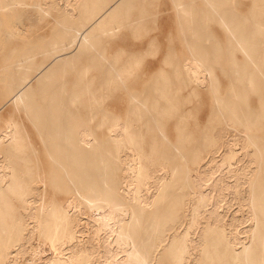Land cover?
<instances>
[{
	"label": "bare ground",
	"instance_id": "1",
	"mask_svg": "<svg viewBox=\"0 0 264 264\" xmlns=\"http://www.w3.org/2000/svg\"><path fill=\"white\" fill-rule=\"evenodd\" d=\"M151 1L0 0L8 40L0 39V264L19 263L14 248H24L23 264H158L163 248L168 264H264V20L255 4L232 26L222 12L228 0H201L196 19V0L165 5L190 14L179 16L190 57L131 89L124 120L91 122L93 102L130 86L127 47L160 21L147 16ZM30 6L37 10L22 8ZM211 19L224 24L242 63L233 56L221 68V43L204 42ZM35 21L37 37L24 34ZM195 21L187 33L184 22ZM208 87L213 104L194 139L200 123L190 118ZM104 124L101 139L94 127ZM42 151L53 168L46 199Z\"/></svg>",
	"mask_w": 264,
	"mask_h": 264
},
{
	"label": "rangeland",
	"instance_id": "2",
	"mask_svg": "<svg viewBox=\"0 0 264 264\" xmlns=\"http://www.w3.org/2000/svg\"><path fill=\"white\" fill-rule=\"evenodd\" d=\"M29 2H33V0H27ZM37 1V0H36ZM201 0H196L197 4H195L193 11H192V17L196 19V9L201 6ZM151 9L150 12L148 13V17L150 18H160V21L157 22L158 25H154L150 27L147 37L145 39V42H141L142 40L140 38H137L135 44L133 45L132 48L127 47L128 50L132 51V58H134L135 62L133 64V70L130 73L127 81L129 82L130 86L128 85L127 87L123 86H117L114 88H110L113 93L106 95L104 98V101L101 103H96L93 102V107L95 110L92 111V113L95 114L94 119H92V123L95 124L96 122H100L103 116H105L104 122L108 123L109 119L111 118L108 115L112 114H121L122 117L121 119L124 120L125 114L127 113L129 109V98L130 95L128 94L129 91L132 90H137L141 91L146 88V85L153 81L156 75L160 74L161 71L166 74V73H171L173 72L172 68L173 65L175 64L177 67H181L184 59L190 57L188 53V48L186 46V40L183 38L181 35V29H180V19L179 16L182 18V20L187 18V16H190L189 13H182L181 15H178L177 11L173 8L165 9V5H171L172 0H152L151 1ZM255 4L256 7L254 8V12L256 17H260L261 20H264V0H228L227 2L224 3V8L222 9V12L226 16V19L230 22V26L235 25L234 22L231 21V18H237V19H242L246 14H248L251 8V5ZM26 8L29 11H34L37 10V6L33 7H22ZM262 12V13H260ZM199 16V14H198ZM252 16V14H251ZM6 17V15H5ZM55 17H58V13H56ZM132 17V15H131ZM10 18H14V16H10ZM155 18V19H156ZM7 19V17H6ZM53 21L50 23V27L56 28L58 24L54 20V16H52ZM185 28L187 27V33L188 31H192V28H195L197 26V21L195 23H186ZM243 23V24H242ZM237 26H242L246 25V22L244 21H239L236 23ZM7 26V21L3 22L2 24V31H0V35L3 36V39H1V42H8V40L5 39V28ZM32 30L24 31V34H32L37 37V21L35 23L31 24ZM198 26H201L199 24ZM203 35H206L207 38L204 39V42L207 43H213L215 40H219L221 43L222 49L221 53H219V60L220 63L222 64L221 68L227 69L229 67V62L231 57H235L239 63H242L244 60V54L238 49L233 48V45H231L228 41V31L224 27V24L220 23L218 20L211 19L209 21H206L203 25ZM47 34L50 33V30H48V27H46L45 30H43ZM202 33V31H201ZM261 39H264L262 37ZM260 39V40H261ZM190 43H198L199 40L189 38L188 39ZM20 39H14L11 42H19ZM203 41V40H202ZM0 42V43H1ZM119 42V41H118ZM122 43L123 41L120 40ZM123 45V44H122ZM124 46V45H123ZM196 51L199 48L198 46L193 45L192 46ZM115 45L106 47V51L109 53L114 50ZM234 54L231 55V52ZM126 54V55H125ZM130 55V51H127L124 53L123 56ZM162 68V70H160ZM220 69V68H219ZM218 72L221 74V70H218ZM222 77L221 79V86H219L218 92L221 93L224 97L226 93H229V72H222ZM132 89V90H131ZM103 90H106L105 88ZM108 90V89H107ZM182 90V89H181ZM185 90V89H184ZM183 90V91H184ZM203 90V95H204V103L202 105H199L198 108H195L194 115L191 116V121H199L200 127H197L196 133L193 135V138L196 139L200 137L199 135V130L202 127L201 124H203L208 116L209 110L213 104V95L211 92V88H204ZM116 92V93H115ZM195 104H198L196 100H192L187 104V106H192ZM249 104L250 106L254 107L255 109H258L260 106L259 102V95L256 92H252L249 95ZM223 124L224 122L222 121V126L221 124L217 127L218 130L219 128L223 129ZM95 130L97 131V135L99 138L103 139L108 137L110 133V129L106 124L102 126H97L94 127ZM259 131V130H258ZM261 131V130H260ZM218 138V140L221 138L217 134L215 136ZM220 142V141H218ZM193 143V142H192ZM203 146H216V142L213 143H203ZM209 152L207 150H203L201 152V155H207ZM215 154H219L216 153ZM41 173L44 174L43 176L45 179V184L43 183V190L42 193L44 194V199H46L52 192H51V184H50V173L53 170V168L50 166V159L48 158L49 156L45 152H41ZM48 156V157H47ZM46 166V167H45ZM52 169H51V168ZM48 168V169H47ZM50 169V170H49ZM49 170V171H48ZM193 171V169H191ZM44 172V173H43ZM46 172V174H45ZM49 173V174H48ZM193 178V175H191ZM12 202L15 205H19L18 200L15 198L12 199ZM235 204V205H234ZM236 203H233L231 206L236 207ZM229 207L231 210L232 207ZM21 209L20 207H18ZM84 236H86V232L84 233ZM33 239V238H32ZM30 244V241L27 242V245ZM24 248H14L12 253L16 255L17 261H19L18 264H23V259L26 256L24 253ZM29 250V246L26 248ZM167 250L166 248H163L160 254V260L158 264H168V257L166 254Z\"/></svg>",
	"mask_w": 264,
	"mask_h": 264
}]
</instances>
